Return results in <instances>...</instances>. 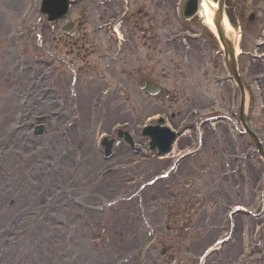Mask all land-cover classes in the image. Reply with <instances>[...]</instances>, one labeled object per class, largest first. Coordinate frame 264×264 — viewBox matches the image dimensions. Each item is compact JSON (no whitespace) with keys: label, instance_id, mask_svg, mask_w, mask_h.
I'll return each instance as SVG.
<instances>
[{"label":"flooded vegetation","instance_id":"1","mask_svg":"<svg viewBox=\"0 0 264 264\" xmlns=\"http://www.w3.org/2000/svg\"><path fill=\"white\" fill-rule=\"evenodd\" d=\"M180 4L181 0L73 2L71 16L63 23L72 27V32L57 26L54 39L62 51L61 66L66 81L74 88L86 85L90 93H95L100 87L98 79H102L106 86L101 93L106 90L109 93L105 109L112 112L114 122L130 123L135 129L137 124L156 113L165 114L167 123L177 126L191 111L206 109L209 105L206 92L210 91L215 74L207 68L211 49L190 37L181 40L182 32H196V24L180 23ZM124 11L125 18L117 21ZM115 24L124 35L121 48L114 35L109 36ZM102 30H105L103 35ZM198 62L204 69L197 70ZM197 77L201 78L199 87ZM198 89L201 95L197 94ZM185 147L182 143L178 150ZM127 153L122 146L117 157ZM175 185L180 192L185 190V194L181 192L174 202L169 231L156 238L154 249L158 252L150 257L152 264H159L161 248L171 250L179 264H189L190 255L200 246L198 232L211 222L210 215L197 214L196 206L204 207L207 198L203 188L196 199L197 177L186 176L184 180L178 179ZM223 195L229 198L225 189Z\"/></svg>","mask_w":264,"mask_h":264},{"label":"rangeland","instance_id":"2","mask_svg":"<svg viewBox=\"0 0 264 264\" xmlns=\"http://www.w3.org/2000/svg\"><path fill=\"white\" fill-rule=\"evenodd\" d=\"M13 1L16 5L19 3V0ZM5 12L7 11L0 10V190L4 193L3 198H1L0 194V208L2 207L0 214H4V217L0 215V264H47L45 255L48 254L50 246L47 235L50 229L48 226H45V221L42 219V208L40 207V214L33 218L30 216L28 206L31 198L36 197L37 191L47 187L48 191L46 192L49 193L53 187L56 188L52 191H56L58 187L64 188L66 183L70 182L69 179L75 172L72 169H61L60 171L59 169H48V161L50 159L47 157L46 152L43 151L40 157L34 158L33 151L35 148L33 146H30L25 151H18L16 147H9L4 151L1 149L2 134L8 126L9 130L12 129L11 120L18 104L17 100H13V95L10 91L12 87L10 78H12L15 71L14 62L21 47L28 59L37 54V52L32 51L28 46L32 47L33 50H38L33 40H29L28 32L24 31L21 34L28 36L23 39H17V34H12V31L9 30L12 25L10 23L6 25ZM18 14L20 12L14 14V17L18 16L19 18L16 21H20L22 18ZM241 43L251 49L250 36L245 35ZM34 62H36V59L32 63ZM42 66L38 63L35 64V67L39 70L43 69ZM6 70L8 71V75ZM258 102H262V97H260ZM14 132H19V130ZM20 134L22 136L18 135L15 140H20L19 144L21 145L23 144L21 140L25 139L23 135L29 134L28 129L20 131ZM44 164L45 170L38 169L41 166L43 167ZM63 171L64 176H61ZM49 174L51 176H48ZM75 186L78 187V184L76 183ZM74 196L68 192L63 198L71 199ZM97 198V195L90 196V200L92 201H95ZM70 208L72 209L66 214L67 218H70L71 214L75 212L80 213V208L73 206ZM95 220L98 221L92 213L81 212L78 215L76 222H82L84 228V231L79 234L81 239L87 240L88 238H92L94 232L91 227L97 223ZM69 231L70 229L63 230L64 233ZM116 243L118 244L117 241ZM80 246L69 248V253L75 254L74 259L70 260L69 264H84L90 257L85 250L87 249V245L81 244ZM93 248L94 246L91 245L90 251ZM81 251L83 252V256L78 261L76 256ZM49 264H52V261Z\"/></svg>","mask_w":264,"mask_h":264},{"label":"bare ground","instance_id":"3","mask_svg":"<svg viewBox=\"0 0 264 264\" xmlns=\"http://www.w3.org/2000/svg\"><path fill=\"white\" fill-rule=\"evenodd\" d=\"M212 14H213V11L212 10H209V9H204V7L202 8V11L200 12V16L201 18L210 26H212L211 28L213 29V31H216L215 28L213 27V24H212ZM228 33H230L231 31L228 29L227 30ZM240 49L237 48V53H239ZM165 158L163 159H160V160H164ZM58 240L55 239L53 242H52V245L53 247H55L57 244H58ZM59 253V250L56 249V248H53V252L52 254H57Z\"/></svg>","mask_w":264,"mask_h":264},{"label":"water","instance_id":"4","mask_svg":"<svg viewBox=\"0 0 264 264\" xmlns=\"http://www.w3.org/2000/svg\"><path fill=\"white\" fill-rule=\"evenodd\" d=\"M230 52L232 53V50H230Z\"/></svg>","mask_w":264,"mask_h":264}]
</instances>
